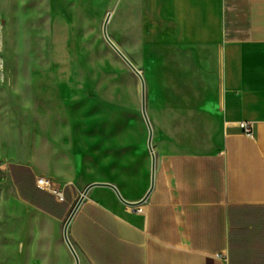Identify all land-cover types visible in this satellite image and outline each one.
Returning a JSON list of instances; mask_svg holds the SVG:
<instances>
[{
    "label": "crops",
    "instance_id": "0c3cea01",
    "mask_svg": "<svg viewBox=\"0 0 264 264\" xmlns=\"http://www.w3.org/2000/svg\"><path fill=\"white\" fill-rule=\"evenodd\" d=\"M139 11L144 81L163 116L154 184L144 199L145 122L116 129L113 162L75 150L65 202L90 184L123 200L88 190L67 232L79 264H264V0H141Z\"/></svg>",
    "mask_w": 264,
    "mask_h": 264
},
{
    "label": "rangeland",
    "instance_id": "374dc122",
    "mask_svg": "<svg viewBox=\"0 0 264 264\" xmlns=\"http://www.w3.org/2000/svg\"><path fill=\"white\" fill-rule=\"evenodd\" d=\"M140 3L0 0V264H73L62 231L76 200L46 214L21 198L10 170L73 189L77 148L88 164L113 162L116 129L144 124L139 79L102 33L110 14L108 37L145 80ZM145 90L154 129L161 105Z\"/></svg>",
    "mask_w": 264,
    "mask_h": 264
},
{
    "label": "water",
    "instance_id": "95a60500",
    "mask_svg": "<svg viewBox=\"0 0 264 264\" xmlns=\"http://www.w3.org/2000/svg\"><path fill=\"white\" fill-rule=\"evenodd\" d=\"M109 19H110V14L107 15V17L104 21L103 27H102L103 37H104L105 41L107 42V44L116 52V54L128 66V68L136 74V76L138 77L139 82H140L141 115L143 117V120H144L146 127H147V130H148L147 147H148V150L151 154V161H152L150 188L145 195L144 199H146V197L151 192V190L153 188V184H154V159H155V156H154L152 146H151V142H152V138H153V131H152V127H151V124L149 122V119H148V116L146 113V107H145L146 106L145 81H144L142 74L135 68V66L130 62V60L117 48V46L108 37L107 25H108ZM99 185H103V186H107V187L111 188L116 193L118 198L123 202V200L121 199L120 195L118 194L116 188L112 185H109V184H90L82 191L79 199L75 203V205L72 208L67 220L65 221L64 226H63V231H62L63 240H64L70 254L73 257L75 264H79V260H78V256H77L74 248L72 247V245L68 239V233H67L68 232V226H69L73 216L75 215L76 211L78 210L80 204L82 203V201H83L85 195L87 194L88 190L94 186H99ZM144 199L141 200L138 204H141L144 201ZM138 204H135V205H138Z\"/></svg>",
    "mask_w": 264,
    "mask_h": 264
},
{
    "label": "trees",
    "instance_id": "16d2710c",
    "mask_svg": "<svg viewBox=\"0 0 264 264\" xmlns=\"http://www.w3.org/2000/svg\"><path fill=\"white\" fill-rule=\"evenodd\" d=\"M10 171L23 200L52 216L57 217L63 213L65 205L56 204L52 196L36 188L33 185L35 177L28 168L18 166L11 168Z\"/></svg>",
    "mask_w": 264,
    "mask_h": 264
},
{
    "label": "built area",
    "instance_id": "2783aa9c",
    "mask_svg": "<svg viewBox=\"0 0 264 264\" xmlns=\"http://www.w3.org/2000/svg\"><path fill=\"white\" fill-rule=\"evenodd\" d=\"M238 127L243 131V133L247 137L253 136V125L251 123L240 122L238 124ZM34 183L36 188L52 196L55 202L57 203L65 202V186H61L55 183L54 181H52L51 179L43 176L35 177ZM135 211L137 213H141L142 209L136 207Z\"/></svg>",
    "mask_w": 264,
    "mask_h": 264
}]
</instances>
